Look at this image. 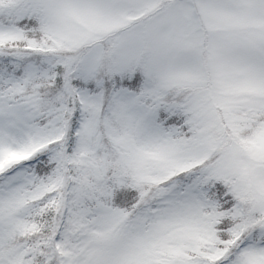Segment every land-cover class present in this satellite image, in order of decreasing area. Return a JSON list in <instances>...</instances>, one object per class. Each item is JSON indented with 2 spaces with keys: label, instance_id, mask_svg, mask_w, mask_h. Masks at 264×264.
Here are the masks:
<instances>
[{
  "label": "snow or ice",
  "instance_id": "1",
  "mask_svg": "<svg viewBox=\"0 0 264 264\" xmlns=\"http://www.w3.org/2000/svg\"><path fill=\"white\" fill-rule=\"evenodd\" d=\"M0 264H264V0H0Z\"/></svg>",
  "mask_w": 264,
  "mask_h": 264
}]
</instances>
